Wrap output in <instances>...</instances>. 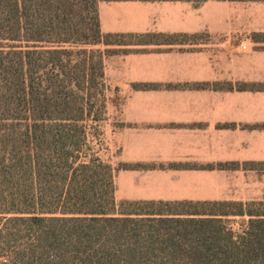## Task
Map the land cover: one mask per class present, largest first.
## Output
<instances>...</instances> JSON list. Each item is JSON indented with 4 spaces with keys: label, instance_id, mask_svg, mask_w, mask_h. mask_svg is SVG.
Listing matches in <instances>:
<instances>
[{
    "label": "trees",
    "instance_id": "16d2710c",
    "mask_svg": "<svg viewBox=\"0 0 264 264\" xmlns=\"http://www.w3.org/2000/svg\"><path fill=\"white\" fill-rule=\"evenodd\" d=\"M99 3L0 0V264H264V202L117 201V172L142 166L90 153L113 52L94 47L197 36L103 34ZM229 216L249 218L241 233Z\"/></svg>",
    "mask_w": 264,
    "mask_h": 264
},
{
    "label": "crops",
    "instance_id": "0c3cea01",
    "mask_svg": "<svg viewBox=\"0 0 264 264\" xmlns=\"http://www.w3.org/2000/svg\"><path fill=\"white\" fill-rule=\"evenodd\" d=\"M99 16L106 35L197 36L102 49L113 51L105 57L107 90L120 97L119 162L142 166L118 172L116 197L264 202V90L214 87L264 85V1L100 0ZM221 163L240 167H208ZM123 174L139 188L122 194Z\"/></svg>",
    "mask_w": 264,
    "mask_h": 264
},
{
    "label": "rangeland",
    "instance_id": "374dc122",
    "mask_svg": "<svg viewBox=\"0 0 264 264\" xmlns=\"http://www.w3.org/2000/svg\"><path fill=\"white\" fill-rule=\"evenodd\" d=\"M130 38H124L122 39V42L124 43H130ZM106 45H98L95 46V49H105ZM106 95V114L103 117V120L97 124V130L99 131L98 136L90 135L89 138V146L91 148V154H94L96 157L100 158L102 161H105L107 163H110L113 165V167L118 168L120 165H122V161L119 162V154L120 150L118 149V146L115 142L114 137V131L116 126L118 125V122L116 120V117L114 116L118 110V104L120 97L117 96V91L112 90L105 92ZM94 133L95 131L92 130ZM119 172V171H118ZM117 172V174H118ZM117 176V175H116ZM133 177V175H132ZM126 176V174L120 175L119 178V188L121 186L122 194H125L127 191L133 192L137 190L141 184V181L138 179H132ZM127 183V184H126ZM118 186V185H117ZM117 201L120 202L116 197ZM159 202V201H157ZM196 207H173V209H177L179 211H186V210H193ZM198 209L202 210L201 207H198ZM227 223L229 224V228L233 230L234 233L238 234L243 231V229L247 226L249 218L246 217H240V216H229L226 217Z\"/></svg>",
    "mask_w": 264,
    "mask_h": 264
}]
</instances>
